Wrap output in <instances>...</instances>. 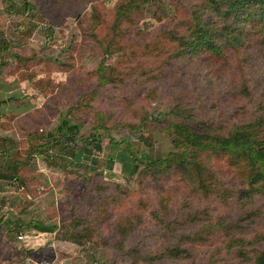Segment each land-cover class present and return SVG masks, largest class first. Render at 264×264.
Returning a JSON list of instances; mask_svg holds the SVG:
<instances>
[{
	"label": "rangeland",
	"instance_id": "1",
	"mask_svg": "<svg viewBox=\"0 0 264 264\" xmlns=\"http://www.w3.org/2000/svg\"><path fill=\"white\" fill-rule=\"evenodd\" d=\"M61 1L0 0V264H253L264 249V198L239 197L232 191L245 186L232 177L216 182L225 201L176 176L152 185L143 166L128 176L108 154L111 139L153 158L176 151L168 127L176 102L199 132L254 121L264 108V50L242 42L215 76L169 59L171 36L193 26L197 0H136L123 17L127 0ZM163 196L189 217L175 236H160L151 216ZM205 209L209 216L191 219ZM74 216L96 222L91 242L72 229ZM174 240L186 258L149 260Z\"/></svg>",
	"mask_w": 264,
	"mask_h": 264
},
{
	"label": "trees",
	"instance_id": "2",
	"mask_svg": "<svg viewBox=\"0 0 264 264\" xmlns=\"http://www.w3.org/2000/svg\"><path fill=\"white\" fill-rule=\"evenodd\" d=\"M75 1L62 0L61 3L64 5ZM197 2L198 5L194 6L197 9L193 15L191 14L193 26L190 28L185 26L184 28L187 29L183 33L177 32L171 36L172 41L177 43V49L174 56L169 59L199 64L205 67V71L208 69L216 76V70L220 65L227 63L228 54L237 50L242 42L253 41L257 47L264 50V0H197ZM135 3L136 0H127L125 5L119 8L117 17L125 16L129 11L128 8H133ZM204 14H206L205 18ZM224 19L225 21H222ZM168 117V127L174 138L176 151L166 158H153L145 152L137 154L130 143L114 139L109 143L108 157L118 162L128 176L140 173L139 170L143 166V172L152 176L149 180L152 185L159 178L176 176L187 188L195 186L204 196L214 195L225 201L228 192L217 191L216 186L219 178L223 180L232 177L240 180L242 186H245L244 190L232 191L239 197L264 198V108L254 121L236 125L227 134L199 132L193 125L194 120L188 109L182 108L177 102L170 109ZM63 126H67V122L63 121L58 130L66 134ZM70 129H79V126ZM139 139L145 140L143 137ZM84 151L88 152L86 149L82 152ZM80 157L81 153H78L75 158L79 161ZM0 177L7 178L6 175ZM155 186H160V183ZM183 210V204L178 209H172L170 197L159 198L151 216L156 222L160 236L165 235L168 229L175 236L177 231H173V227H187L189 217L183 215ZM208 214V209H205L191 219L197 220L201 215L209 216ZM75 216L72 218V229L77 231L85 229L91 242L97 230L94 224L96 222L93 219ZM124 225L134 230L129 221L124 222ZM37 228L41 233L53 232V227L38 225ZM124 238L121 235L120 238L117 237L115 246L117 244L119 249L123 247ZM261 239L256 237L254 243L242 240L238 244L244 247L253 246ZM67 240L75 244L81 243L78 239ZM192 241L195 243L204 239L195 236ZM173 243L176 244L155 252L153 259L149 260L164 262L186 258L188 251L185 244L175 240ZM229 248L231 249V245ZM252 261L253 264H264V249L255 250Z\"/></svg>",
	"mask_w": 264,
	"mask_h": 264
},
{
	"label": "built area",
	"instance_id": "3",
	"mask_svg": "<svg viewBox=\"0 0 264 264\" xmlns=\"http://www.w3.org/2000/svg\"><path fill=\"white\" fill-rule=\"evenodd\" d=\"M24 238H25L24 235H20V236H19V239H20V240H23Z\"/></svg>",
	"mask_w": 264,
	"mask_h": 264
}]
</instances>
